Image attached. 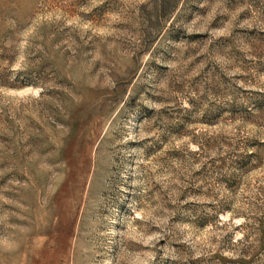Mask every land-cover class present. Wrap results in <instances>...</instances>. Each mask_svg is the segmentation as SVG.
Masks as SVG:
<instances>
[{"label":"rangeland","instance_id":"rangeland-1","mask_svg":"<svg viewBox=\"0 0 264 264\" xmlns=\"http://www.w3.org/2000/svg\"><path fill=\"white\" fill-rule=\"evenodd\" d=\"M0 264H264V0H0Z\"/></svg>","mask_w":264,"mask_h":264}]
</instances>
